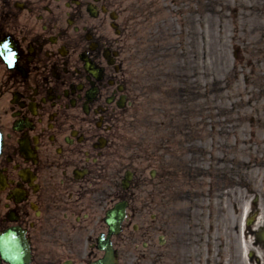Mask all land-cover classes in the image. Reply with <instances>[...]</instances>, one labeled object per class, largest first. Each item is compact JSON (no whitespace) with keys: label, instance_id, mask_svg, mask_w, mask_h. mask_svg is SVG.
Masks as SVG:
<instances>
[{"label":"flooded vegetation","instance_id":"af4514ba","mask_svg":"<svg viewBox=\"0 0 264 264\" xmlns=\"http://www.w3.org/2000/svg\"><path fill=\"white\" fill-rule=\"evenodd\" d=\"M253 10L264 20V8ZM133 27L119 0H0V264L94 263L103 256L98 239L108 235L104 216L120 201L127 216L121 233L109 237L116 264H264V71L248 127L240 118L227 125L254 151L232 159L217 188L224 214L205 219L223 226L207 237L205 262L200 248L188 246L187 231L175 253L153 248L151 239L138 247L136 238L156 229L159 244L167 242L166 222L154 223L149 208L164 205L167 175L163 162L134 164L140 77ZM252 38L264 56V27ZM204 122L186 131L183 155L198 156L197 134L213 133L212 120Z\"/></svg>","mask_w":264,"mask_h":264},{"label":"rangeland","instance_id":"374dc122","mask_svg":"<svg viewBox=\"0 0 264 264\" xmlns=\"http://www.w3.org/2000/svg\"><path fill=\"white\" fill-rule=\"evenodd\" d=\"M196 1L121 0V3L133 17L134 68L140 77L132 136L134 164L143 167L141 161L148 157L151 162L165 163L166 167L165 202L162 207L150 205V215H156L154 223L166 222V233L162 236L169 242L165 245L169 250L165 252L175 253L179 246L176 238L181 231H187L194 242L188 246L200 248L198 256L205 262L207 251L202 249L207 237L217 226H223L205 219L207 215L224 214L222 191L217 188L221 189L232 159L248 160L254 151V143L234 140L227 125H235L240 118L247 128L252 119L249 104L255 100L258 73L264 71V56L262 51L257 52L258 43L252 38L258 36L264 20L254 15L253 9L264 8V0H210L218 12L213 26L211 16L201 13L205 7L196 11ZM202 2L207 4V0ZM231 11L236 13L231 15ZM195 14L199 21L203 20L200 25H204V36H197ZM234 16L237 20L233 26ZM242 27L248 29L243 33L239 31ZM211 28L213 35L208 39L207 29ZM195 103L198 106L193 107ZM206 119L212 120L214 131L195 132L199 138L195 145L200 149L193 159L199 162H191L192 157L184 156L179 146L186 149V131ZM138 152H146L147 156L140 157ZM210 160L212 166L205 165ZM190 165L197 171L186 169ZM184 170L190 174L187 179L183 178ZM247 177L253 181L254 175L248 172ZM159 233V229L151 230L147 238L136 239L138 247L139 242L150 239L151 246L158 247Z\"/></svg>","mask_w":264,"mask_h":264},{"label":"water","instance_id":"95a60500","mask_svg":"<svg viewBox=\"0 0 264 264\" xmlns=\"http://www.w3.org/2000/svg\"><path fill=\"white\" fill-rule=\"evenodd\" d=\"M124 217V204H118L112 211L107 214L106 222L111 228V231L117 233L120 230V223ZM102 249L105 251V257L102 261L96 264H113L111 260V253L108 245H103Z\"/></svg>","mask_w":264,"mask_h":264},{"label":"snow or ice","instance_id":"6c2138e0","mask_svg":"<svg viewBox=\"0 0 264 264\" xmlns=\"http://www.w3.org/2000/svg\"><path fill=\"white\" fill-rule=\"evenodd\" d=\"M4 47H7V44H5ZM12 55H14V53Z\"/></svg>","mask_w":264,"mask_h":264}]
</instances>
